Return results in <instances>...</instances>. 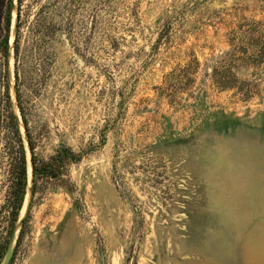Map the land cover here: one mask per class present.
Returning <instances> with one entry per match:
<instances>
[{"label": "rangeland", "instance_id": "374dc122", "mask_svg": "<svg viewBox=\"0 0 264 264\" xmlns=\"http://www.w3.org/2000/svg\"><path fill=\"white\" fill-rule=\"evenodd\" d=\"M262 46L264 0H24L14 112L18 88L39 166L78 161L35 193L29 164L12 264H264ZM4 75L0 52L2 120Z\"/></svg>", "mask_w": 264, "mask_h": 264}, {"label": "trees", "instance_id": "16d2710c", "mask_svg": "<svg viewBox=\"0 0 264 264\" xmlns=\"http://www.w3.org/2000/svg\"><path fill=\"white\" fill-rule=\"evenodd\" d=\"M23 2L24 0H16V2H14V0H0V52L3 58L5 59L4 77H6V81H7L5 98H6V109L8 112V116L3 120L0 119V122L2 123L7 122L5 128L12 135L8 143L9 144L8 150L10 155L8 173L11 182V187L7 199V204H8L7 208L9 213V220H8L9 229L7 236L0 241V264H2L3 260L5 259L8 253L10 243L14 234V230L19 219V213L24 203L28 181H29V162L27 157V150L21 131L20 121L16 113L14 112V108L12 104V96L9 86V69H8V62L11 53L12 28L14 22V14H15L17 17V21L15 24L14 42L12 49H13V57L15 60V77L18 82V71L16 70V65L20 54V36L22 30ZM42 21L43 20L38 19L37 25L40 24ZM48 26L49 29L50 26L52 27L51 24L45 27ZM53 27H55V29L57 30L59 26L54 25ZM260 52L264 53V46L261 47ZM185 69L181 70V72H185ZM213 72L215 73V75L216 74L219 75L218 84L221 88H226V89L236 88L234 87L237 86V83L235 85V82L238 81H236L237 78L235 74H232L231 77L226 78L224 76V73L222 72V68L220 70V68L218 67L214 68ZM230 78H232V81L231 80L229 81ZM250 92H251L250 94H254L252 93V91ZM16 98H17V105L21 116V120L26 130L27 142L31 153V162L33 168V192L35 193L38 178L40 177L57 178L60 173L61 164H63L65 159L76 162L78 161V158L74 157L75 155L70 150L64 149L61 152H59L57 157H55L52 160L53 163H47L42 166H39L38 160L34 154V145L31 140L28 122L24 113V109L20 102V95L18 88H16ZM26 222L27 220L25 219L23 221V225L19 234L18 244L20 243V240L22 238ZM15 255H16V249H14V254L9 264H12L13 260L15 259Z\"/></svg>", "mask_w": 264, "mask_h": 264}, {"label": "water", "instance_id": "95a60500", "mask_svg": "<svg viewBox=\"0 0 264 264\" xmlns=\"http://www.w3.org/2000/svg\"><path fill=\"white\" fill-rule=\"evenodd\" d=\"M16 21H17V17L15 16V18H14V22H13V28H12V38L14 37V33H15V24H16ZM12 46H13V42H11V53H10V56H11V54H12V56H13V49H12ZM20 123L23 124L21 119H20ZM29 164H30L31 174H32V180H33V168H32V162H31V160H30ZM32 183H33V181H32ZM23 221H24V220H23ZM23 221H22V223H21L22 225H23ZM16 228H17V227H15V230H14L15 233L13 234V237H12V240H11V243H10V247H9L8 253H7L6 257H5L6 260H5V262H4L3 264H9L10 261H11V259H12V257H13L14 250H12L11 247H12L14 241H15V238H16ZM21 228H22V226H21ZM20 230H21V229H20ZM19 233H20V232H19Z\"/></svg>", "mask_w": 264, "mask_h": 264}]
</instances>
